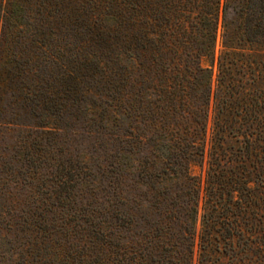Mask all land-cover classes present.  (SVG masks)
<instances>
[{"label":"trees","instance_id":"16d2710c","mask_svg":"<svg viewBox=\"0 0 264 264\" xmlns=\"http://www.w3.org/2000/svg\"><path fill=\"white\" fill-rule=\"evenodd\" d=\"M78 120L101 184L42 148L12 264H264V0H0V124Z\"/></svg>","mask_w":264,"mask_h":264},{"label":"rangeland","instance_id":"374dc122","mask_svg":"<svg viewBox=\"0 0 264 264\" xmlns=\"http://www.w3.org/2000/svg\"><path fill=\"white\" fill-rule=\"evenodd\" d=\"M220 49L221 29L216 42L217 54ZM97 124L98 122L90 127V125H83L78 120L69 127H63L64 130L47 132L41 136L40 132L27 130L22 125L6 126L0 124V192L5 205L7 201L8 206L18 212L22 203L27 200L30 181L27 171L30 169L26 166V163L31 162L34 167L41 166V168H44V162L47 161L46 157H43L44 155L40 153L42 148L54 149L51 155L57 161H62L65 164L69 162L77 166L78 171L84 172L85 185L91 186L95 182L101 184L106 166V139L101 135H92L87 132L98 130ZM112 129L119 130L114 126H112ZM210 129L211 119L208 122V136ZM26 143L31 146L26 149L27 152H24ZM25 153L28 155H25ZM192 170L195 175L203 176L205 166L193 167ZM84 199H89L91 201L90 205L93 207H98V204L102 202L101 196L94 194L93 196L85 195ZM130 205L133 206V209H136L135 204L130 203ZM140 209L142 212L140 216H144L146 206H141ZM137 221L140 224L141 221ZM13 229L12 227L11 230ZM16 242L14 236L6 234V216L3 219L0 218V264H12L16 260V256L12 258L11 254L6 253L7 249L18 246Z\"/></svg>","mask_w":264,"mask_h":264}]
</instances>
